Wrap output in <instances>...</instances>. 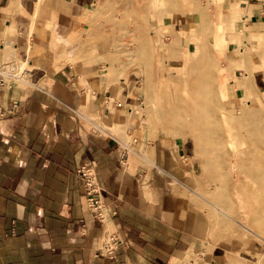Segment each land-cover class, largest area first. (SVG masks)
<instances>
[{"label": "crops", "instance_id": "1", "mask_svg": "<svg viewBox=\"0 0 264 264\" xmlns=\"http://www.w3.org/2000/svg\"><path fill=\"white\" fill-rule=\"evenodd\" d=\"M238 2L243 24L256 26L231 33L232 51L248 46L246 37L264 42V1ZM87 4L0 0V264H229L232 253L206 248L184 147L159 138L145 147L148 163L140 156L148 166L130 158L111 128L126 126L129 142L137 140L129 86L72 64L67 37ZM244 53L230 77L238 81L246 70L264 93V72ZM86 86L93 103L86 104ZM96 100L107 104L103 130L82 123L81 111L97 114ZM83 166L101 191V219L86 207L76 174ZM109 238L117 242L111 257L102 243Z\"/></svg>", "mask_w": 264, "mask_h": 264}, {"label": "rangeland", "instance_id": "2", "mask_svg": "<svg viewBox=\"0 0 264 264\" xmlns=\"http://www.w3.org/2000/svg\"><path fill=\"white\" fill-rule=\"evenodd\" d=\"M239 5L238 0H88L67 43L72 64L92 66L109 85L129 86L137 140L129 142L126 126L111 128L130 158L148 166L145 147L159 138L184 147L191 167L187 194L204 215L207 250L221 246L232 253L229 264H264V93L253 88L246 70L238 81L230 77L242 67L243 51L264 72V42L246 37L248 46L232 51L231 33L256 26L243 24L248 16L240 15ZM83 93L91 103V88ZM95 104V116L81 111L82 123L103 130L107 104Z\"/></svg>", "mask_w": 264, "mask_h": 264}, {"label": "built area", "instance_id": "3", "mask_svg": "<svg viewBox=\"0 0 264 264\" xmlns=\"http://www.w3.org/2000/svg\"><path fill=\"white\" fill-rule=\"evenodd\" d=\"M78 178L83 184L84 198L86 207L97 219L102 218L103 213V203L102 196L99 187L95 181V175L92 173L89 167L83 166L76 171ZM103 249L106 256H113L116 248L117 242L114 238H109L104 240Z\"/></svg>", "mask_w": 264, "mask_h": 264}, {"label": "bare ground", "instance_id": "4", "mask_svg": "<svg viewBox=\"0 0 264 264\" xmlns=\"http://www.w3.org/2000/svg\"><path fill=\"white\" fill-rule=\"evenodd\" d=\"M122 2V1H121ZM119 5V4H118ZM115 10H117L118 11V9H116L115 8ZM114 14V13H113ZM117 15V14H116ZM111 17V16H110ZM105 18V17H104ZM112 18V17H111ZM113 19V18H112ZM107 20V19H106ZM122 21H123V23H125V24H132L131 22H130V20L129 19H126V18H123L122 19ZM100 22H102V20H100ZM99 22V23H100ZM135 22V21H134ZM96 23V22H95ZM112 23V22H111ZM110 22H108L107 24H111ZM98 24V23H97ZM105 24H106V22H105ZM103 25V24H102ZM97 26V25H96ZM98 26H100V25H98ZM117 26V25H116ZM103 28V27H102ZM205 28V27H204ZM82 38V37H81ZM84 38H86V37H84ZM99 38V36L98 35H94L93 36V39H98ZM120 40V39H119ZM144 44H146V43H144ZM156 48V47H155ZM153 49V48H152ZM200 67H198V69H199ZM247 77V75L245 74V78ZM249 83H247V86L244 88V90H243V92H242V94L244 95V97H247V95L249 94ZM204 88H205V86H204ZM207 88V87H206ZM201 89H202V87H201ZM204 89H202V91H203ZM206 91V90H205ZM203 99V98H202ZM210 101V100H209ZM202 103V102H201ZM206 103V102H205ZM210 103H212V102H210ZM209 102H208V106L209 105H211ZM204 105H206V104H204ZM206 107H207V105H206ZM208 108V107H207ZM209 109V108H208ZM253 129V128H252ZM258 141V140H257ZM226 217V216H225Z\"/></svg>", "mask_w": 264, "mask_h": 264}]
</instances>
